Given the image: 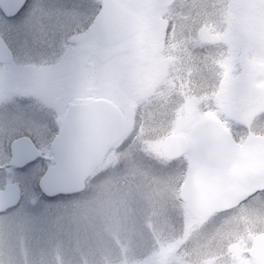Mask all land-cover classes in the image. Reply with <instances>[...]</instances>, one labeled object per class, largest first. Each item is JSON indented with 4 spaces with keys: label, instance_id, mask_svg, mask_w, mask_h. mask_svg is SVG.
<instances>
[{
    "label": "clouds",
    "instance_id": "1",
    "mask_svg": "<svg viewBox=\"0 0 264 264\" xmlns=\"http://www.w3.org/2000/svg\"><path fill=\"white\" fill-rule=\"evenodd\" d=\"M61 4L39 0L42 8ZM74 8L78 29L65 23L48 40L12 47L0 59V109L28 99L42 113L44 146L64 164L80 167L107 158L120 137L143 139L137 118L163 100L154 119L141 126L145 134L169 138L181 151L174 161H165L166 167L184 164L171 174L169 193L176 207L196 210L206 194L214 197L236 186L264 182V129L243 131L247 114L264 109V89L254 86L252 72L253 59H264V0H207L195 15L183 17L187 33L175 35L164 27L175 24L174 13L158 0H77ZM204 24L214 25L222 37L213 57L231 56L234 70L222 84V69L212 65L208 83L188 93L195 98L186 99L183 86L171 84L170 77L178 78L176 65L164 58L195 43ZM174 130L178 135L172 137ZM6 142L7 132L0 131V145ZM9 162L0 153V168L7 171ZM181 189L185 199L176 200ZM260 195L264 201V190ZM249 197L256 199L249 193L244 201L250 202ZM93 199L94 219L100 225L112 210V196L98 193ZM34 203L25 201L19 217L4 210L10 219L0 228L12 264H25L18 241L27 236L24 217L31 215ZM226 211L229 217L247 214L243 203ZM76 220L73 212L69 225ZM258 227L264 229V220Z\"/></svg>",
    "mask_w": 264,
    "mask_h": 264
},
{
    "label": "rangeland",
    "instance_id": "2",
    "mask_svg": "<svg viewBox=\"0 0 264 264\" xmlns=\"http://www.w3.org/2000/svg\"><path fill=\"white\" fill-rule=\"evenodd\" d=\"M37 2L39 4V0ZM206 2L170 0L163 3L174 13L175 24H170L168 30L174 35L187 33L183 17L188 13L195 15ZM61 3L70 2L61 0ZM74 3L71 7L76 12ZM0 23L7 24L1 13ZM214 28V25H202L195 43L188 44L179 55L164 58L176 65L174 75L178 78L170 77L171 84L183 86L182 94L186 99L195 98L188 93L208 83L214 73L212 65L222 69V84L232 76L233 58L226 56L217 60L213 57V52L218 51L215 46L222 41L221 34ZM252 72L254 86L264 89V79L258 78L264 75V59H253ZM159 74L158 69L155 76ZM162 104L163 100L156 104V109ZM156 109L149 105L142 113L145 120L140 122V117L137 118V129L143 139L129 137L118 142L93 176L90 188L78 196L48 199L35 184L30 189L21 185L23 196L16 207L19 211L13 212V208L8 211L19 217L25 201L35 202L31 215L24 217L27 236H21L18 241L25 264H178L180 250H184L183 244L188 239L197 244L210 239L216 251H209L206 256L216 257L217 264H251L247 254L242 253L226 262L223 252L232 240L244 250L249 249L252 237L264 231L258 227L264 220L261 193L255 195L256 199L249 198L250 202L243 203L246 215L233 213L229 217V213L224 212L198 220L191 217L186 207H176L169 193L171 174L173 170L183 169L184 164L177 161L166 167L165 161L170 160L161 151L162 139L145 134L141 126L154 119ZM261 129H264V109L257 108L247 114L243 131L255 133ZM171 134L178 133L174 130ZM98 193L112 196L108 202L112 210L100 225L94 219L97 202L93 198ZM175 199L181 200L179 193ZM73 212L77 220L69 225ZM5 219L10 218L0 213V225ZM242 225H246L243 231L240 230ZM2 232L0 228V264H12L13 257L5 246ZM225 239L228 240L226 245ZM205 257L200 259L201 264Z\"/></svg>",
    "mask_w": 264,
    "mask_h": 264
},
{
    "label": "snow or ice",
    "instance_id": "3",
    "mask_svg": "<svg viewBox=\"0 0 264 264\" xmlns=\"http://www.w3.org/2000/svg\"><path fill=\"white\" fill-rule=\"evenodd\" d=\"M3 2L4 0H0V12H3L5 21H11L14 17L20 16L21 10L29 5V0H22L13 10L9 11L3 7ZM7 2L11 5L14 0H7ZM71 11L72 8L66 4L42 8L37 4V0H31L25 15L20 17L15 24L0 23V59L8 55L12 47H29L46 41L49 35L56 32ZM42 122V113L36 112L31 106L0 113V126H6L9 130L3 153L10 161L6 166L7 171L0 168V188L4 189L0 192V196L15 194L19 199L21 195L19 189L22 184L28 189L35 184L43 192L44 183L54 181L61 173L64 167L61 157L46 147L41 148L35 140H31L33 154L23 162H17L19 140L15 130L25 125H39Z\"/></svg>",
    "mask_w": 264,
    "mask_h": 264
},
{
    "label": "water",
    "instance_id": "4",
    "mask_svg": "<svg viewBox=\"0 0 264 264\" xmlns=\"http://www.w3.org/2000/svg\"><path fill=\"white\" fill-rule=\"evenodd\" d=\"M165 1L168 0H158V2ZM21 2L22 0H14V3L9 5L7 0H4L3 7L11 11ZM164 27L167 28L168 24L166 23ZM162 34L163 31H161V35ZM176 135L178 134H171L172 137H175ZM120 138H118L115 142H117ZM18 140L19 143L17 145V150L19 155L17 162H23L24 159L33 154L34 149L31 144V139L28 137H23ZM27 146L31 148V154L25 152V147ZM161 149L165 156L169 159H175L176 157L181 156V151L178 149L177 144L171 142L169 138L162 139ZM104 159V157L100 159H93L80 167H72L64 164L61 173L54 181H46L44 183V195L47 197H54L59 194H73L80 192L84 189L86 180L103 162ZM205 189L207 192V186H205ZM261 190H264V182L260 181L254 182L248 187L236 186L231 190L222 194H218L214 197H210L206 194L196 210H192L188 207L186 208L193 217L202 219L214 213L236 207L244 201V197L249 196V193L254 194ZM3 191L4 189H0V192ZM19 191L21 193V187ZM20 198L21 195L19 199H17L15 194L0 196V212L17 205L20 201ZM180 198L182 200L185 199L182 189L180 190ZM238 249L239 245L237 243H232L229 245L230 251H236ZM250 256L254 264H264V232H261L254 237L253 245L250 249Z\"/></svg>",
    "mask_w": 264,
    "mask_h": 264
},
{
    "label": "flooded vegetation",
    "instance_id": "5",
    "mask_svg": "<svg viewBox=\"0 0 264 264\" xmlns=\"http://www.w3.org/2000/svg\"><path fill=\"white\" fill-rule=\"evenodd\" d=\"M67 1L70 2V3H67V5H69L70 8H72L71 6H72V4L74 3L75 0H67ZM75 3H77V2L75 1ZM75 3H74V5H75ZM30 4H31V0H29V5H26L25 9L21 10L20 16L14 17L11 21H6L7 24L8 23L15 24L20 19V17H23L25 15V13H26V11L28 9V6H30ZM73 10H75L74 7H73ZM2 17H3V15H2ZM3 19H4V17H3ZM65 23H70L73 28H77L78 29V25L80 24V20L78 18L77 11L76 12L71 11L69 13V15L64 19L62 24L56 29V32L59 29H61L64 26ZM51 36L52 35H49L47 40ZM24 106H31L30 101L28 99L22 100L20 105L9 106L7 109H0V113L12 112L14 109H16V108H21L22 109V108H24ZM143 119H144V116L141 115L140 116V122ZM5 124H6V122H5ZM0 131L8 132L9 130L7 129L6 126H0ZM15 131L18 133V139H21L23 137H28L31 140H35L36 144L39 145L41 148H43L41 145L44 144V137H45V133H46V130L44 128L43 122L41 124H39V125H32V126L25 125L23 127H18ZM123 139H120L118 142H120ZM4 146L5 145H0V153H3ZM25 152L28 153V154H31V148L29 146L25 147ZM253 239H254V236L251 239V244H250L249 249L244 250L243 248L240 247L238 250H236L234 252H231L228 249V245L231 243L230 242L227 245L226 251L223 252V255H224V258H225L226 262H230V260L232 258H234L233 255H237L238 253H242V254H245V255L247 254L249 262L251 264H253V262L251 260V257H250V254H249L250 253V248H251V246L253 244ZM233 241L234 240H232V242ZM183 245H184L183 246L184 250H180L181 254L180 255L178 254L179 255L178 264H198V262L200 263V259L202 257H205L206 255H208L207 252L216 251L215 244H213V242H211L210 239H208L205 242H202L200 244L192 242L191 239H188ZM217 248L219 249L221 247H217ZM219 250L221 251L222 249H219ZM204 261H205V264H217V262H218L217 258L214 257V256L213 257L209 256L208 258L206 256ZM204 261H203V263H204Z\"/></svg>",
    "mask_w": 264,
    "mask_h": 264
},
{
    "label": "trees",
    "instance_id": "6",
    "mask_svg": "<svg viewBox=\"0 0 264 264\" xmlns=\"http://www.w3.org/2000/svg\"><path fill=\"white\" fill-rule=\"evenodd\" d=\"M62 197H73L72 195H69V196H62ZM56 198H58V197H56ZM54 199V198H53Z\"/></svg>",
    "mask_w": 264,
    "mask_h": 264
}]
</instances>
